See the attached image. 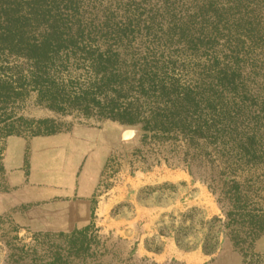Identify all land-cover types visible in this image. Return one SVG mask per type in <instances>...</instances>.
Masks as SVG:
<instances>
[{"label":"rangeland","instance_id":"1","mask_svg":"<svg viewBox=\"0 0 264 264\" xmlns=\"http://www.w3.org/2000/svg\"><path fill=\"white\" fill-rule=\"evenodd\" d=\"M237 2L26 0L29 43L0 49V264H264V0Z\"/></svg>","mask_w":264,"mask_h":264},{"label":"trees","instance_id":"2","mask_svg":"<svg viewBox=\"0 0 264 264\" xmlns=\"http://www.w3.org/2000/svg\"><path fill=\"white\" fill-rule=\"evenodd\" d=\"M25 2L26 0H0V49L7 48V46L8 47L17 46V45L22 46L29 43L31 37V31L27 30V24H29L30 18L33 17L34 15L26 11L27 8L25 7L26 5ZM239 3L241 2H237V0H234V4L229 3V1L225 2L222 0H202L203 6L208 5L209 8L215 10L218 9L220 10L224 8L226 10L228 9L229 11H235V13H237L235 14L236 23L242 20L244 16H247L246 13L244 14L239 13V11H241V9L239 8L242 7V5ZM212 28L215 31H218L219 29L225 30V27L220 24L214 25L212 26ZM46 44H48L47 41H44L40 43V47ZM37 47H39V45ZM186 100H191L192 102H194L195 99L188 97ZM197 112L198 110L195 109L191 113H188L189 117L187 118L194 119L195 117L200 115ZM217 116H221V115L218 114ZM165 121H167V119H165ZM144 128H145L144 130H155L163 133H169L171 131H174V129L177 130V128H173L172 126H170V124H167L165 122L161 123L160 125H155L154 127L146 126ZM217 130H219L220 136L226 135L230 138L235 134V132H236L235 136H241L240 133L237 131V129L235 127H232L231 125L225 126L222 125V123L221 124L216 123V127L213 128L212 134L219 135ZM180 133L192 134L194 136L196 134H200V119L196 120L195 122L190 121L187 128L180 130ZM248 137H249L248 133L245 132L241 138H239L238 140H232V142L241 141L244 140L243 138H245L250 143V138ZM245 143L248 144L246 141ZM241 145L245 146V148L242 147L238 150L240 151L242 150V152L243 151L247 152L248 154H252L253 156L254 149L251 148L248 149L247 145H245L244 143L240 144V146ZM257 153L258 151L255 150L254 155ZM254 157L255 156H253L252 158ZM231 183L236 184L235 179H232Z\"/></svg>","mask_w":264,"mask_h":264}]
</instances>
